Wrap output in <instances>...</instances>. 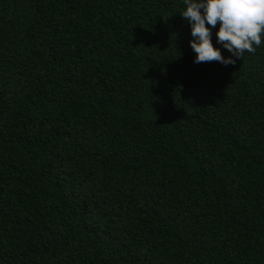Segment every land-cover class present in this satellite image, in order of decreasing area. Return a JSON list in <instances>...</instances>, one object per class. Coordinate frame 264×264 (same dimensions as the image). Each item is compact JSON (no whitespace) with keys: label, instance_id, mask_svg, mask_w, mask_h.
<instances>
[{"label":"trees","instance_id":"1","mask_svg":"<svg viewBox=\"0 0 264 264\" xmlns=\"http://www.w3.org/2000/svg\"><path fill=\"white\" fill-rule=\"evenodd\" d=\"M184 9L0 0V264H264V34Z\"/></svg>","mask_w":264,"mask_h":264},{"label":"clouds","instance_id":"2","mask_svg":"<svg viewBox=\"0 0 264 264\" xmlns=\"http://www.w3.org/2000/svg\"><path fill=\"white\" fill-rule=\"evenodd\" d=\"M181 17L188 21L193 39L189 44L196 53L194 63L216 61L234 65L245 52L255 53L264 34V0H183ZM216 27L217 43L231 56L225 58L211 42ZM235 57L236 59H233Z\"/></svg>","mask_w":264,"mask_h":264}]
</instances>
